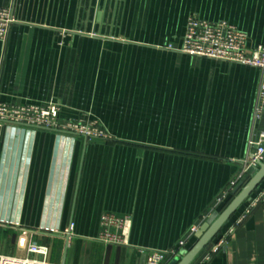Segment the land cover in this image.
<instances>
[{
	"label": "crops",
	"instance_id": "crops-1",
	"mask_svg": "<svg viewBox=\"0 0 264 264\" xmlns=\"http://www.w3.org/2000/svg\"><path fill=\"white\" fill-rule=\"evenodd\" d=\"M0 7L17 19L0 40V102H55L62 119L88 115L109 134L88 140L0 124V254L42 259L28 253L36 242L50 247L48 264H147V250L174 247L217 217V201L246 166L254 129L264 131V116L253 124L261 76L250 65L183 51L186 25L194 14L229 22L253 48L264 41V0H0ZM104 213L131 220L128 244L103 240ZM208 264H264V202Z\"/></svg>",
	"mask_w": 264,
	"mask_h": 264
},
{
	"label": "built area",
	"instance_id": "built-area-1",
	"mask_svg": "<svg viewBox=\"0 0 264 264\" xmlns=\"http://www.w3.org/2000/svg\"><path fill=\"white\" fill-rule=\"evenodd\" d=\"M17 22L11 7H0V40L7 41L9 29ZM186 33L183 41V51L192 55L208 59H216L231 63L250 65L256 67L260 73L259 95L254 106L253 124L264 116V41L256 47H249V35L226 21H209L196 14L191 16L186 25ZM60 105L51 102L44 105L27 104L16 105L0 102V124L39 126L58 131L83 135L88 140L109 138L104 132L98 119H92L88 115L78 118L62 119L59 116ZM252 147L246 166L241 174L233 182L232 188L245 175L253 172L264 161V131L256 132L255 129L250 139ZM229 192V193H230ZM228 193V194H229ZM227 194V195H228ZM227 195L217 201L214 209L226 199ZM264 202V186L252 198L250 204L234 223L219 237L209 250L204 251L193 264H208L213 256L225 248L235 229L251 214V210ZM101 228L102 238L106 243L128 244L131 228V220L128 217L104 213ZM199 227H194L187 237L180 240L176 246L159 250L150 248L147 250V264H168L172 259L182 256L187 251L190 237L195 235ZM50 247L32 242L28 248L29 254H38L43 258L32 256L18 257L0 254V264H48Z\"/></svg>",
	"mask_w": 264,
	"mask_h": 264
},
{
	"label": "water",
	"instance_id": "water-1",
	"mask_svg": "<svg viewBox=\"0 0 264 264\" xmlns=\"http://www.w3.org/2000/svg\"><path fill=\"white\" fill-rule=\"evenodd\" d=\"M264 182V161L259 167L245 174L233 190L216 209L217 217L212 222H204L196 233V241L180 257L172 259L168 264H193L201 254L209 250L222 227L234 216L236 210L253 198L252 193Z\"/></svg>",
	"mask_w": 264,
	"mask_h": 264
},
{
	"label": "trees",
	"instance_id": "trees-1",
	"mask_svg": "<svg viewBox=\"0 0 264 264\" xmlns=\"http://www.w3.org/2000/svg\"><path fill=\"white\" fill-rule=\"evenodd\" d=\"M224 233V231L221 229V232L217 235V237L214 239V243L218 241L219 237ZM191 245H189L187 248L189 249Z\"/></svg>",
	"mask_w": 264,
	"mask_h": 264
}]
</instances>
